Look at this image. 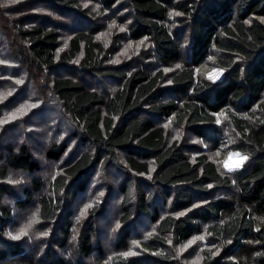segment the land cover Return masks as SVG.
<instances>
[{
	"label": "trees",
	"instance_id": "trees-1",
	"mask_svg": "<svg viewBox=\"0 0 264 264\" xmlns=\"http://www.w3.org/2000/svg\"><path fill=\"white\" fill-rule=\"evenodd\" d=\"M44 1L57 4L62 10L76 9L81 2ZM118 1L101 0L108 7ZM128 4L132 12L129 37L149 39L158 68L138 66L130 72L101 70L97 74L96 70L106 62V48L96 40L95 28L77 32L70 39L69 48L60 55L64 65L84 53L79 72L118 77L120 85L110 93L91 88L80 77L56 75V28L42 24L26 26L25 21L11 17L20 10L11 9V23L15 20L12 33L19 38L16 40L12 34L9 43L4 41L5 50H11L6 60L24 69L42 99L49 95L58 98L76 127L75 138L85 149L49 182L42 175L33 176L31 184L23 187L22 197L16 198V206L25 209L36 200L37 193L39 216L43 222L55 225L58 236L54 244L63 248L73 230L68 206L78 193H84L97 165L104 169L111 164L124 172L150 174L156 190L165 199L162 202L170 203L169 212L162 216L153 204L155 193H147L133 177L124 179L117 186L123 196L125 223L118 246L129 238L130 224L139 213L142 218L157 222L155 240L159 243L166 244L171 236L182 245L203 230L222 243L225 259L215 262L212 251L205 249L202 264H247L249 258L254 264H264V0H128ZM171 9L179 13L177 27L187 28L182 39L183 42L187 38L185 48L168 25ZM3 14L0 11L1 19ZM210 56H218L215 63L225 76L199 80L196 68ZM181 59L186 66L172 73L171 86L162 87L167 77L165 68ZM2 115L0 110V118ZM171 117L176 118L179 126L192 127L200 138L225 118L228 126L222 127L221 136L231 141V148L249 157L248 164L237 175L241 177L240 188L235 187L233 176L224 173L206 154L192 160L178 140L168 143L167 130L160 121ZM4 143L3 147L0 144V233H5L13 216L11 207L4 204L5 196L14 191L5 182L9 171L34 173L40 166L28 144L17 147L12 141ZM66 148L65 144L49 147L47 155L61 159ZM120 150L127 152L128 166L120 162ZM214 188L216 193L211 194ZM231 188L233 193L222 195ZM98 210L95 207L92 211ZM93 223L88 222L76 241L84 258H89L94 250L92 236L97 228ZM1 245L0 261L27 252L37 259L30 247L17 241ZM246 245L252 251L244 255ZM166 258L168 263L182 264L174 256ZM110 264L135 262L115 255Z\"/></svg>",
	"mask_w": 264,
	"mask_h": 264
},
{
	"label": "rangeland",
	"instance_id": "rangeland-1",
	"mask_svg": "<svg viewBox=\"0 0 264 264\" xmlns=\"http://www.w3.org/2000/svg\"><path fill=\"white\" fill-rule=\"evenodd\" d=\"M17 8L20 11L11 16V9ZM0 11L5 13L3 19L0 18V41L2 42L0 44V110L3 112L0 118V144L1 147L5 145L4 141H12L17 147L23 143L28 144L40 164L39 169L34 173L9 171L5 182L10 183L14 191L10 196H5L4 204L11 207L13 216L9 219L5 233H0L2 245L17 241L26 248L30 247V251L37 255V259L34 260L29 256L30 252H27L18 256L11 255L8 260L0 261V264H31L32 261L35 262L34 264H45V262L53 264L61 259L64 260V264H110L111 258L115 255H123L135 264H172L164 261L168 260L166 258L168 255L171 258L176 257L182 264H202V252L205 249L212 251L215 262L223 261L225 259L223 244L210 238L205 230L196 232L189 241L182 245H178L171 236L168 237L166 244L159 243L155 240L157 222L151 218H142L139 213L130 224L129 238L123 245L118 246L117 239L125 223L122 221L123 196L117 186L124 179L133 177L145 187L147 193H155L153 204L155 209L160 210L162 216L170 210V203L162 202L165 199L156 190L157 186L150 174L132 173L131 170L124 172L122 168L120 170L111 164L100 169L97 165L84 193L83 191L78 193L76 199L68 206L71 209L73 230L67 245L60 249L56 247L57 244H54L58 236L55 225L43 222L39 216L37 193L35 194L36 200L25 209L16 206V198L22 197L23 187L31 184L33 176L42 175L49 182L61 173L62 167L69 160L85 152V149L75 138L73 133L76 127L64 113L62 103L58 98L55 95H49L42 99L30 79L23 73L24 69L6 60V58L9 59V55L11 56V50H5L4 41L9 43V36L13 37V35L16 40L19 38L15 36V32L12 33L15 20L11 23L9 16L22 20V22L25 21L26 26L42 24L56 28L59 34V49L56 56L58 74L56 75L80 77L88 86L102 92L110 93L117 89L120 79L112 75L99 76L87 71L79 72L84 53H80L74 61L61 64L60 55L64 49L69 48V41L77 32L80 30L88 32L90 28H95L96 40L106 48L103 55L106 62L101 69L96 70L97 74H101V70L130 72L138 66L153 67L155 55L149 39L133 40L129 37L132 12L128 0H119L109 7L101 0H81L80 6L72 10H62L57 4H48L44 0H0ZM178 15V11L171 9L168 25L170 24L171 30L175 32V36L185 48L187 38L183 42L182 39L187 28L177 27V24L180 25L179 19L176 18ZM114 47L119 48L115 50ZM110 50L114 52L109 53ZM146 53L150 55V58L144 57ZM218 55L220 56L219 53ZM217 58L218 56H210L196 68V77L199 80L210 79V76L216 77L214 79H221L223 74L225 76L224 70L215 63ZM185 63L181 59L173 66L165 68L167 77L162 82V87L168 88L172 85V73L185 67ZM155 66L153 68L159 67V65ZM262 99H264V91ZM160 124H163L167 130L168 143L178 140L179 145L192 160L206 154L219 165L224 173L231 174L235 187L240 188L241 177L237 175L248 164L249 157L235 151L231 148V141L227 142L228 139L221 136L222 127L228 126L227 123L225 124L224 117L218 121V124L209 127L206 130L208 134L203 138L195 135L192 127L179 126L175 117L160 121ZM61 144L67 146L61 159L47 155L49 147H61ZM126 154L125 150H120V162L128 166L125 160ZM244 157L247 159H243ZM216 189L214 188L211 194L216 193ZM231 193H233L232 188L224 191L222 195ZM95 207L99 209L97 212L92 211ZM90 220L96 225L97 233L92 236V241L95 242L92 255L84 258L80 256L76 241L83 229L89 226ZM117 224L119 228L116 227ZM21 230H25L27 234L21 235L18 240L13 239L12 236L19 235ZM242 251L246 255L252 249L246 245ZM249 259L247 264H254L251 258Z\"/></svg>",
	"mask_w": 264,
	"mask_h": 264
},
{
	"label": "snow or ice",
	"instance_id": "snow-or-ice-1",
	"mask_svg": "<svg viewBox=\"0 0 264 264\" xmlns=\"http://www.w3.org/2000/svg\"><path fill=\"white\" fill-rule=\"evenodd\" d=\"M219 74H217V76H218ZM210 79H214V78H216V77H214V76H210L209 77ZM18 83H19V81H18ZM243 159H247L246 157H244ZM231 170V169H230ZM89 207H91V205H89ZM29 227H30V225H29ZM117 228H119V224H117V226H116ZM115 230V229H114ZM27 233H26V231L25 230H21V233L19 234V235H16V236H12V238L13 239H20V237H21V235H26ZM11 235V234H10Z\"/></svg>",
	"mask_w": 264,
	"mask_h": 264
}]
</instances>
